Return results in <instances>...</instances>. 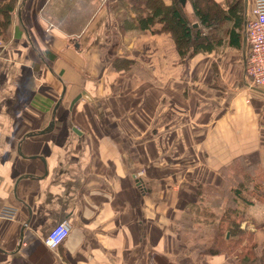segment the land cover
<instances>
[{
    "label": "crops",
    "instance_id": "crops-1",
    "mask_svg": "<svg viewBox=\"0 0 264 264\" xmlns=\"http://www.w3.org/2000/svg\"><path fill=\"white\" fill-rule=\"evenodd\" d=\"M130 2L0 0V264H249L208 249L227 207L198 192L223 190L235 160L264 165V90L246 74L253 0L238 46L228 23L185 60L170 35L137 28ZM258 204L239 216L262 256ZM61 223L71 233L50 250Z\"/></svg>",
    "mask_w": 264,
    "mask_h": 264
},
{
    "label": "trees",
    "instance_id": "trees-1",
    "mask_svg": "<svg viewBox=\"0 0 264 264\" xmlns=\"http://www.w3.org/2000/svg\"><path fill=\"white\" fill-rule=\"evenodd\" d=\"M166 4L163 0H131V10L136 14L135 23L137 28L143 32L153 34H168L176 45L177 51L182 59L188 55L193 58L200 52H208L213 47L223 41L219 33L226 31L225 26L232 23V45L238 46L242 41L241 32L244 30V0H234L233 4L225 10L215 0H188V4L193 8L194 14L199 22H191L187 11L182 7L179 0H169ZM232 174V175H230ZM221 176L225 178L223 197L227 199V209L220 216V223L216 230V237L210 251L226 252L236 256L242 251V257L246 256L249 264H264V250L262 256L257 253V245L254 242L255 234L248 230H241L243 217L239 216V211L230 206L231 198L234 195V205L241 200L242 194L249 195L250 200H243L250 205L259 203L264 205V165L257 163L248 165L243 160H235L221 171ZM231 183H235L236 189L231 188ZM203 187V186H201ZM231 188V189H230ZM203 196V192H198ZM226 196V198H225ZM222 197V196H221ZM216 200L220 206L222 199ZM225 202V201H224ZM214 202V206L216 207ZM196 223L201 222L196 219ZM256 231L264 232V223L256 225ZM228 234L230 238H228ZM228 238V239H227ZM244 241L247 246L242 248Z\"/></svg>",
    "mask_w": 264,
    "mask_h": 264
},
{
    "label": "built area",
    "instance_id": "built-area-1",
    "mask_svg": "<svg viewBox=\"0 0 264 264\" xmlns=\"http://www.w3.org/2000/svg\"><path fill=\"white\" fill-rule=\"evenodd\" d=\"M253 18H250L246 26L249 55L247 59V78L251 85L264 90V0H253ZM0 43V48L2 47ZM5 217L13 219L14 211L7 209ZM71 233V227L67 223H61L52 230L45 238V244L50 250H57L61 247Z\"/></svg>",
    "mask_w": 264,
    "mask_h": 264
},
{
    "label": "rangeland",
    "instance_id": "rangeland-1",
    "mask_svg": "<svg viewBox=\"0 0 264 264\" xmlns=\"http://www.w3.org/2000/svg\"><path fill=\"white\" fill-rule=\"evenodd\" d=\"M230 175H232V174H230ZM232 185H231V188L233 189V190H235L236 189V185H235V183H231ZM206 188V187H205ZM230 188V189H231ZM201 189H203V190H201V193L203 192L205 195H207L206 197H209V198H211V199H213V201L211 200V201H209V204H213V202H215L216 203V198H217V196H222L221 198L222 199H224V197H223V190H216L215 188H206V189H204V187H202ZM225 198H226V196H225ZM230 198H231V203H230V206H232L233 208H235V209H237L238 211H240V208L242 207L243 209H245V208H248V207H250V204L248 203H246L245 201H247V200H251L250 199V197H249V195L248 194H246V193H243L242 194V198H241V200H239V203L240 204H238V201H236L237 202V204L236 205H234V195H233V193H232V195L230 196ZM228 199V198H227ZM227 199H224V200H222V202H220L221 204H226V206H227V202H226V200ZM242 199L243 200H245L244 202L242 201ZM225 201V202H224ZM204 204H207V202H204ZM218 205V203H216V210H218L219 208H221V206H217ZM257 206H259V207H262L263 208V210H264V205H260V204H258ZM227 209V208H226ZM262 214H263V212H262ZM207 214H206V212H202V214L200 213V216L199 217H201V218H199V221H201V223H208L209 221H208V219H206L207 218ZM243 217V216H242ZM250 217L252 218V216H250V214L249 215H247V219L251 222V221H253V220H250ZM262 217V220H264V215H262L261 216ZM201 219H204V220H201ZM201 236H203V237H206V239H210L211 237L213 238L214 236L212 235V233H205V234H202ZM214 241H215V239H213L212 240V243L209 245L208 244V249H211V247L213 246V244H214Z\"/></svg>",
    "mask_w": 264,
    "mask_h": 264
},
{
    "label": "water",
    "instance_id": "water-1",
    "mask_svg": "<svg viewBox=\"0 0 264 264\" xmlns=\"http://www.w3.org/2000/svg\"><path fill=\"white\" fill-rule=\"evenodd\" d=\"M179 2H180V4L182 5V7H183L185 10L188 9V8H187L188 0H179ZM247 24H248V23H246V26H247ZM246 41H247V40H246ZM80 99H81V98L76 99V100L73 102L72 106H74V105H75ZM76 132H78V131L76 130Z\"/></svg>",
    "mask_w": 264,
    "mask_h": 264
}]
</instances>
